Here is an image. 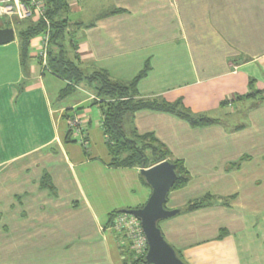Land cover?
Here are the masks:
<instances>
[{"label": "crops", "instance_id": "0c3cea01", "mask_svg": "<svg viewBox=\"0 0 264 264\" xmlns=\"http://www.w3.org/2000/svg\"><path fill=\"white\" fill-rule=\"evenodd\" d=\"M65 3V57L85 76L129 84L146 71L138 99L181 101L214 121L123 117L128 139L149 136L187 173L165 205L179 213L158 223L166 243L185 264H264V0ZM16 22L0 18V30L17 36L0 46V264H126L110 218L147 202L142 168L114 165L102 128L110 100L96 96L95 83L61 97L68 83L37 57L41 35L21 55L19 31L35 21ZM74 117L86 148L66 138ZM92 139L104 150H90ZM122 196L128 201L108 207Z\"/></svg>", "mask_w": 264, "mask_h": 264}, {"label": "trees", "instance_id": "16d2710c", "mask_svg": "<svg viewBox=\"0 0 264 264\" xmlns=\"http://www.w3.org/2000/svg\"><path fill=\"white\" fill-rule=\"evenodd\" d=\"M46 7L45 17L49 22V47L47 56V68L51 73L62 80H65L68 85L61 93V97L70 94L75 87L80 84L95 83L96 96L100 98H107L110 102L102 107V128L106 143L109 146L114 156V165L117 167H137L147 169L161 162H164L169 152L158 142L145 136L142 139L132 140L128 139L122 127L123 117L126 114H133L139 111H153L164 112L176 115L180 119L187 121L191 126H207L214 123L213 120L203 116H191L184 108L181 101L174 104H169L161 99H138L137 83L145 75L143 71L139 76L129 84H120L111 81L104 74H93L92 76H85L78 64L68 61L65 57V49L63 41L66 37V29L68 21L66 13L68 11L65 0H43ZM28 21V20H26ZM34 21V20H33ZM17 24L19 22H16ZM47 29L46 24L40 20H35L34 24H29L19 31L18 38L21 48V55L25 58L27 50L30 46L31 40L41 35ZM66 138L71 139V132H66ZM146 139H151L159 145L163 150V154L150 152L153 163H147L148 155L142 142ZM151 151V150H150ZM175 166L177 175L176 182L171 190L182 188L187 182V173L182 168L179 162H170ZM144 182V179L141 177ZM206 202V200H205ZM204 205V201L191 204L189 209H197ZM145 264V263H144Z\"/></svg>", "mask_w": 264, "mask_h": 264}, {"label": "water", "instance_id": "95a60500", "mask_svg": "<svg viewBox=\"0 0 264 264\" xmlns=\"http://www.w3.org/2000/svg\"><path fill=\"white\" fill-rule=\"evenodd\" d=\"M15 39L12 29L0 30V46ZM140 176L151 189V194L140 209L124 210L122 213L135 217L146 238L148 250L145 264H185L176 252L163 239L158 223L176 216L179 211L165 209L167 196L176 182L175 166L168 161L161 162L147 169L140 170Z\"/></svg>", "mask_w": 264, "mask_h": 264}, {"label": "built area", "instance_id": "2783aa9c", "mask_svg": "<svg viewBox=\"0 0 264 264\" xmlns=\"http://www.w3.org/2000/svg\"><path fill=\"white\" fill-rule=\"evenodd\" d=\"M46 7L43 0H0V18H10L17 22L26 20H40L46 24L47 29L41 34L37 46V57L44 67H47V56L49 47V22L46 17ZM84 124L74 117L68 123V130L74 137H79L83 146L86 145L84 139ZM111 229L118 234H122L132 244L133 264H144L148 246L146 238L140 226V222L133 216L116 213L110 220Z\"/></svg>", "mask_w": 264, "mask_h": 264}, {"label": "rangeland", "instance_id": "374dc122", "mask_svg": "<svg viewBox=\"0 0 264 264\" xmlns=\"http://www.w3.org/2000/svg\"><path fill=\"white\" fill-rule=\"evenodd\" d=\"M15 37H17L16 35H15ZM89 109L90 110H92V114H89V116L92 118V124L95 122L94 121V117L96 118V116H97V114H98V112L96 111V109H94V108H92V106H90L89 107ZM225 113H228V111L227 110H225L224 111ZM218 114V113H217ZM94 115V116H93ZM200 115H202L203 117H205V113L204 114H200ZM217 117L218 115H216V114H213V115H211V118H213V117ZM71 121V119L69 120V122ZM68 122V123H69ZM240 122H242V120L240 121ZM85 127V126H84ZM66 129H67V131H69L68 130V127L66 126ZM85 129V128H84ZM85 135V134H84ZM71 139L73 140V141H75V144H77V146H79V147H81V148H86V146L88 147V143L89 142H87L86 140V145L85 146H83L82 144H81V142H80V138L79 137H73L72 135H71ZM95 141V142H94ZM142 145H145L144 147L145 148H147V149H145L147 152V155H148V161H147V163H153V161H154V158H152V157H150L151 156V154H150V152H156V153H158V154H163V149L161 148V147H159V145L157 144V143H155L153 140H151V139H146V140H144L143 142H142ZM101 148L102 150H104V145H103V142H102V140L101 139H92V142H91V147H90V150H97L98 148ZM151 150V151H150ZM121 186V185H120ZM114 187H116V185H114ZM120 193V192H119ZM114 194H118V191L117 190H115L114 191ZM136 195H138V193L136 194ZM119 198H122V200H120ZM113 201H114V203H112L113 205H111L110 206V204H108V207H116V208H112V210L113 209H118L117 207H118V205H121V204H123L124 203V201H128V197L127 198H124L123 196L122 197H114L113 198ZM104 205H106V204H104ZM111 210V211H112ZM114 216V214L113 215H111V218ZM111 218H110V220H111ZM109 227H111V225L109 226ZM111 229V228H110ZM115 232V231H114ZM118 234V233H117ZM118 238H119V240L122 242V248H124L125 249V252H124V250H123V256H122V258L125 260V262H126V264H133V249H132V244L129 242V240L128 239H126L122 234H118Z\"/></svg>", "mask_w": 264, "mask_h": 264}]
</instances>
